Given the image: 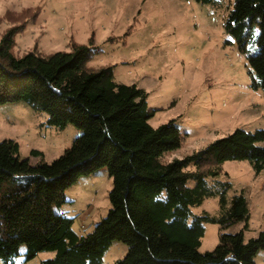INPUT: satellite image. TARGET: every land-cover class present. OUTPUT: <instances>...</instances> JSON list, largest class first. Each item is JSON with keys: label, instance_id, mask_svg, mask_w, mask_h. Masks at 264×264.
Returning <instances> with one entry per match:
<instances>
[{"label": "trees", "instance_id": "obj_1", "mask_svg": "<svg viewBox=\"0 0 264 264\" xmlns=\"http://www.w3.org/2000/svg\"><path fill=\"white\" fill-rule=\"evenodd\" d=\"M39 13V6L27 7L23 20L0 30V104L23 101L46 112L49 125L72 123L81 134L62 155L35 165L19 157L17 141H0V264H16L23 247L25 261L54 251L41 264H102L115 240L128 248L113 264H257L264 230L245 240L248 199L243 191L229 198L230 182L218 177L228 160H248L257 174L264 169V129L238 127L166 159L185 136L174 120L150 124L155 110L146 90L118 81L115 64L90 63L100 51L93 37L89 44L71 42L69 50L46 53L35 45L15 53L16 35ZM226 28L264 83V0H235ZM103 167L113 181L110 208L91 232L79 235L74 219L55 206L80 177ZM212 197L218 198L219 214L194 210ZM206 222L219 224V243L202 252ZM239 223V230L228 231Z\"/></svg>", "mask_w": 264, "mask_h": 264}, {"label": "rangeland", "instance_id": "obj_2", "mask_svg": "<svg viewBox=\"0 0 264 264\" xmlns=\"http://www.w3.org/2000/svg\"><path fill=\"white\" fill-rule=\"evenodd\" d=\"M235 0H0V30L10 26L27 7L40 8L36 19L16 35L17 55L37 45L43 52L71 49V42L93 43L100 49L92 65L115 64L118 81L136 83L148 94L155 110L149 122L157 127L174 120L185 136L181 147L166 159L182 157L228 135L238 127L264 129V83L252 71L245 53L226 28ZM12 11V12H11ZM23 17L21 16V19ZM119 37L117 41L111 38ZM249 48L254 51L255 44ZM48 115L27 103L0 104V141L19 144V157L32 165L51 162L70 147L81 130L69 123L57 128ZM264 144V142H263ZM36 151V153L34 152ZM228 181V197L244 192L249 203L248 240L264 230V169L255 173L248 160H228L218 177ZM209 183L213 179L208 178ZM113 186L107 167L80 177L65 190L66 201L55 206L58 213L74 219L79 235L91 232L110 208ZM219 214L217 197L194 209ZM199 250L219 243L220 226L206 222ZM243 223L228 231L239 230ZM5 221L0 219V233ZM128 246L115 240L102 264L122 258ZM23 247L16 264H41L54 251H41L25 261ZM255 261L264 264V249Z\"/></svg>", "mask_w": 264, "mask_h": 264}]
</instances>
